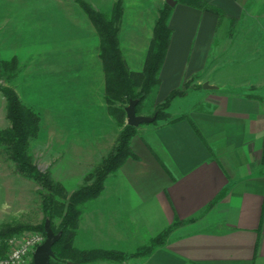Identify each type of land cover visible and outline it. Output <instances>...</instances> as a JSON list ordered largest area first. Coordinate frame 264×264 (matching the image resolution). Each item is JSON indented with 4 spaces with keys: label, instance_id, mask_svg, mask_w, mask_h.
<instances>
[{
    "label": "crops",
    "instance_id": "obj_1",
    "mask_svg": "<svg viewBox=\"0 0 264 264\" xmlns=\"http://www.w3.org/2000/svg\"><path fill=\"white\" fill-rule=\"evenodd\" d=\"M86 1L110 11L117 0ZM206 1L226 16L220 19L178 0L173 7L156 101L206 71L215 88L202 87L201 92L196 87V95L202 94L176 113L185 118L147 125L132 138L136 157L128 158L108 177L97 200L87 203L92 216L89 226L78 229L79 248L130 251L179 223L166 243L143 259L146 264H264V94L249 84L246 91L231 90L227 63V57L238 52L230 51L227 36L234 37L238 29L243 32L239 49H247L246 55L257 57L252 63H258L245 65L244 71L264 72V0ZM123 2L121 39L150 40L156 22L154 1ZM45 7L67 24L88 22L93 28L105 92L100 37L81 5L77 0H49ZM78 15L81 22L70 19ZM143 47L144 58L147 45ZM133 260L128 264L139 261Z\"/></svg>",
    "mask_w": 264,
    "mask_h": 264
},
{
    "label": "rangeland",
    "instance_id": "obj_2",
    "mask_svg": "<svg viewBox=\"0 0 264 264\" xmlns=\"http://www.w3.org/2000/svg\"><path fill=\"white\" fill-rule=\"evenodd\" d=\"M48 1L0 0V60L11 61L16 68L15 71H8L9 74L8 72L1 74L0 86L12 88L22 103L39 115V133L29 139L32 162L42 172L49 171L53 178L72 194L84 183L86 176L110 154L128 123L127 117L123 123H120L110 110L106 89L104 92V76L97 56L99 38L93 33V28L88 22L67 24L65 19L61 21L60 15L49 13L51 9L45 7ZM152 1L155 3L152 11L157 19L160 9L167 1ZM34 4L42 6L37 8ZM107 4L108 2L105 5ZM74 18L81 22L79 15L78 19L74 16L70 19L74 20ZM240 33L243 32L237 29L233 33L235 35L232 36L233 38L229 34L227 36L230 51L238 50L227 57L230 60L227 62L228 74L232 78V85L229 84L230 89L238 92L246 91V85L249 84L251 87L255 86L252 90H259L262 91L261 94H264V72L248 73L243 69L245 65L254 67L258 63H252L257 57L246 55L247 49H239L241 48L239 45H242ZM150 41L151 39L148 38L121 39L122 50L126 53L128 63L134 70H142L146 58V55L142 57L145 49L143 46L147 45V54ZM247 60L250 62L247 63ZM191 78L184 80L173 90L182 88ZM250 79L251 82L248 83ZM210 80H212L211 73L206 71L198 80L187 86L186 95L175 97L166 111L172 116H179L176 113L186 109L195 102L196 96L202 94L199 92L200 94L196 95L195 88L204 82L209 83ZM260 84L263 85L259 86ZM159 87L153 96L146 99L140 106L139 114L152 115L158 105L163 103L173 91H170L162 102L157 103ZM199 89L204 92L203 88ZM152 124L164 123L160 121V123L142 124L138 127L137 134H141ZM10 127L7 100L0 90V133ZM6 149V146L0 145V230L7 228L8 225H30L31 228L15 232L10 236L16 238L14 243L16 242V246H19L23 242L22 238L29 237L27 235L43 233L38 227L43 224L45 216L39 194L41 187L17 173L14 162L7 158L9 152L7 153ZM97 197L89 199L84 204L78 229L89 226V217L92 215L88 214L90 207L87 203L96 201ZM59 222L60 218H56V227L59 226ZM78 229L75 231L74 238L76 247H78L76 245ZM79 238L81 239V236ZM77 243L82 244L81 241ZM8 248L9 246L5 244L1 251L6 253L9 251ZM137 248L123 251L114 248L84 249L81 247L80 249L87 251L102 249L117 252L119 260L117 258L90 259L77 264H99V262L100 264H128L131 258H135L133 261L139 259L136 264H146V260L143 259L149 256H135ZM120 252L126 254V257ZM68 263L75 264L72 260H65L64 263L59 264Z\"/></svg>",
    "mask_w": 264,
    "mask_h": 264
},
{
    "label": "trees",
    "instance_id": "obj_3",
    "mask_svg": "<svg viewBox=\"0 0 264 264\" xmlns=\"http://www.w3.org/2000/svg\"><path fill=\"white\" fill-rule=\"evenodd\" d=\"M77 1L99 34V56L104 67L106 98L110 104L112 115L120 123H123L127 117L125 108L130 100H139L137 112L140 113V106L144 104L146 99L153 96L161 84L160 73L172 35L169 20L173 7L165 2L160 9L144 66L142 70L136 71L129 65L121 47L120 26L124 14L123 0H117L110 11L98 10L86 0ZM178 2L215 13L220 19L226 16L222 9L206 0H178ZM15 70L13 62L0 60V76L4 72ZM201 76L197 73L184 83L182 88L173 90L152 114L157 115L153 123H160V121L164 124L173 123L185 118L186 114L172 116L166 109L171 106V102L175 97L186 95L187 86ZM198 86L197 88L203 87L202 84ZM0 90L7 100V116L11 122V127L0 133V145L6 146V151L9 152L7 158L14 162L17 173L41 187L39 194L45 220L38 227L39 230L46 235L44 226L45 221L49 219L53 230L56 233L62 232L60 240L53 246L55 256L52 258L51 264L64 263L65 260H72L77 264L90 259L117 258V252L102 249L87 251L76 247L74 245L75 231L78 229L84 204L89 199L97 197L104 190L105 182L110 174L116 173L128 158L136 157L131 148V140L137 134L138 127L127 124L110 154L86 176L84 183L70 194L60 182L53 178L49 171L42 172L32 162L29 139L39 133V115L32 108L24 105L12 88L0 86ZM56 218H60L58 227L55 226ZM178 224L175 223L165 228L159 234L153 236L148 243L139 246L135 256H150L157 247L166 243ZM29 228H31L30 225H8L7 228L0 230V237L7 238L15 232H22ZM121 254L126 257V254ZM117 260H119V257Z\"/></svg>",
    "mask_w": 264,
    "mask_h": 264
},
{
    "label": "water",
    "instance_id": "obj_4",
    "mask_svg": "<svg viewBox=\"0 0 264 264\" xmlns=\"http://www.w3.org/2000/svg\"><path fill=\"white\" fill-rule=\"evenodd\" d=\"M167 3L174 7L177 4V0H166ZM203 87L206 89L215 88V86L210 85L205 82ZM139 103L138 99L130 100L129 104L126 106V114H127V123L129 125H133L139 127L142 124L153 123L157 115H143L137 112V105ZM45 232L46 239L45 241L39 245L33 255L34 264H51L52 258L55 256V252L53 250V246L56 242H58L62 236V232L56 233L51 225V221L49 219L45 222Z\"/></svg>",
    "mask_w": 264,
    "mask_h": 264
},
{
    "label": "built area",
    "instance_id": "obj_5",
    "mask_svg": "<svg viewBox=\"0 0 264 264\" xmlns=\"http://www.w3.org/2000/svg\"><path fill=\"white\" fill-rule=\"evenodd\" d=\"M27 237L22 238L23 242L19 246H16V242L14 243L16 239L14 237L5 240L0 237V264H34V252L45 241V235L43 233H35L27 235ZM5 244L9 246V251L6 253L1 251Z\"/></svg>",
    "mask_w": 264,
    "mask_h": 264
}]
</instances>
